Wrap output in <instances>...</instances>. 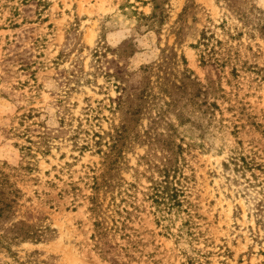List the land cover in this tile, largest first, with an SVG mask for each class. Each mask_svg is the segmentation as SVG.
I'll return each mask as SVG.
<instances>
[{
    "label": "rangeland",
    "instance_id": "374dc122",
    "mask_svg": "<svg viewBox=\"0 0 264 264\" xmlns=\"http://www.w3.org/2000/svg\"><path fill=\"white\" fill-rule=\"evenodd\" d=\"M260 9L264 0H0V168L22 191L17 219H32L43 232L40 241L14 245V254L0 251V264H192L194 258L201 264H264ZM234 10L248 21L243 36L226 40L219 27L225 13L242 26ZM209 27L249 66L239 65L240 77L233 78L230 67L223 74L200 63L195 45ZM166 56H176L169 85L131 123L118 169L119 177L136 185L139 209L126 230L110 231L103 245L88 210V175L104 160L96 141L107 148L131 104L130 96L116 109V98L144 86L146 66L157 81L163 73L154 67ZM185 66L202 84L222 75L230 94L219 101L223 128L201 136L199 129L179 127L193 135L183 141L182 162L195 223L192 233L179 236L182 219L174 212L158 224L147 196L158 172L142 157L152 151L145 131L167 139L165 126L177 125L175 106L188 102V93L171 91L175 71ZM176 98L181 100L172 106ZM159 107L162 119L150 129Z\"/></svg>",
    "mask_w": 264,
    "mask_h": 264
},
{
    "label": "trees",
    "instance_id": "16d2710c",
    "mask_svg": "<svg viewBox=\"0 0 264 264\" xmlns=\"http://www.w3.org/2000/svg\"><path fill=\"white\" fill-rule=\"evenodd\" d=\"M223 1L229 5H234L237 0ZM234 11L242 26L232 22L233 17L230 13H225L219 27L226 34V40L243 36V28L245 29L248 21L245 12ZM259 13V25L264 30V9H260ZM233 23L234 25H232ZM223 40V38L217 37L211 27L204 29L195 45L199 50V60L203 66H214L223 74L227 72L226 68L230 67L228 73L236 79L240 77L239 65L242 67L241 69L243 67L248 69L249 66H246V63L241 60L240 52L232 45H227ZM175 59L176 56L170 58L166 56L165 59L155 65L157 75L158 72L163 73L162 76H157V81L151 79L153 71L150 66L144 67L146 72L144 86L135 93H129V96L121 92L116 98V109H121L126 104V98L131 96V104L126 110L128 116L121 126L116 128V135H111V142L105 143L107 148L103 150L100 140L96 141L99 151L103 153L104 160L102 169L94 166L91 168L92 174L88 175L91 180L88 183L91 189V194L88 196V210L94 219V237L98 238L103 245H107L108 242L104 238H107L110 231L126 230L128 222L133 219L134 212L139 209L134 192L136 185L126 182L123 177L118 175L120 159L124 154V148L128 146L126 138L131 123L136 121L137 117L143 114V111H148L153 105H156L154 100L160 94V90L163 91L164 86L169 85V70H171V63H174ZM181 59L184 63L186 62L184 55L181 56ZM241 63L243 64L241 65ZM174 77L171 83V91L176 95L188 93V102L178 106L176 104L181 99L176 98L172 103V106L176 105L177 125L174 123L173 128L165 126L171 131L168 133L167 139L158 137V135L152 138L150 130L145 131V138L150 144L152 143V151L142 158L149 168L158 172V178H151L147 193L155 207L158 224L170 220L169 215L174 212L177 217L182 219V227L180 234H178L182 236L185 232L187 234L192 233L190 229L195 224L193 222L194 213L191 211L193 204L186 200L185 196L188 176L184 172V163L182 162L185 149L183 141L187 138L193 139V135H188V132H195V129H199L201 136H203L205 133L212 132L215 127L221 129L226 126L221 121L224 119H218L217 116L218 114L223 116V107L219 101H228L230 92L223 85L222 75H219L218 80L209 78L206 83L202 84L198 76L185 66L183 69L175 71ZM227 83L230 84L231 80L227 79ZM181 97L183 96L181 95ZM227 109L231 110L233 106H228ZM161 114L162 107H159L158 112L152 117L150 129H153V125L160 123ZM182 126L188 132L179 129ZM233 127L237 131L238 125L234 124ZM182 132L184 134H181ZM123 138L125 140H122ZM185 143L189 146L192 142L187 140ZM158 152H163V155L159 157ZM240 157L244 165H251V162L243 156ZM21 193L22 191L11 182L10 174L0 168V251L4 250L10 254H14L12 251L14 245H20L29 240L40 241L43 236L42 230L30 222L32 219L22 217L17 219L16 207L19 206ZM167 222L163 225L172 233L170 221ZM198 261L200 260L194 258L190 262L201 264Z\"/></svg>",
    "mask_w": 264,
    "mask_h": 264
}]
</instances>
